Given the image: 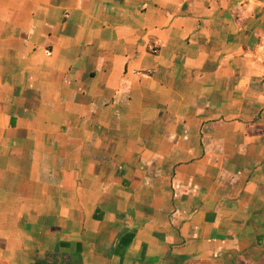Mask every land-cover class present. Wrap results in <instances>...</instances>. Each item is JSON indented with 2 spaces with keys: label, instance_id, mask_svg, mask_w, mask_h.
<instances>
[{
  "label": "crops",
  "instance_id": "crops-1",
  "mask_svg": "<svg viewBox=\"0 0 264 264\" xmlns=\"http://www.w3.org/2000/svg\"><path fill=\"white\" fill-rule=\"evenodd\" d=\"M0 264H264V0H0Z\"/></svg>",
  "mask_w": 264,
  "mask_h": 264
}]
</instances>
